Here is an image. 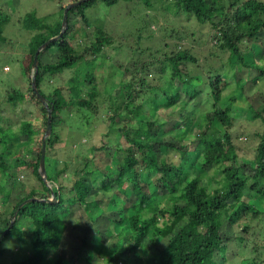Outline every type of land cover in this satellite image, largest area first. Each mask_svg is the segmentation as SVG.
<instances>
[{
	"label": "trees",
	"instance_id": "1",
	"mask_svg": "<svg viewBox=\"0 0 264 264\" xmlns=\"http://www.w3.org/2000/svg\"><path fill=\"white\" fill-rule=\"evenodd\" d=\"M68 1L70 3L75 0ZM99 1L110 6L118 0ZM170 1L176 8L174 13L187 17L191 15L200 26L208 24L212 31L209 35V39L213 41L212 47L234 57L227 64L229 70L209 68L205 77H194L189 73L184 64L196 62L195 51L192 46L185 45L184 41L179 45L177 39H193V31L188 32L187 36L185 33L169 35L174 38L173 43L169 46L167 41L164 42L161 45L162 51L160 48L152 50L150 47L141 49L143 52L149 50L150 53L147 56L141 55L144 58H133V71L143 73L136 81L143 86L144 75L148 74L145 72L151 71L155 76L159 74L157 78L161 79V83L147 85L154 96L146 97L140 104L135 105H132L129 82L119 81V91L124 94L117 92L112 96L109 92L102 91L107 93V109L110 113L107 121L117 119L115 131L119 134L118 141L123 142V145L113 144L110 168L100 166L94 161L93 155L105 148L110 152L111 144L108 146L102 141L99 146L90 145L89 157L85 158L79 169L80 174L71 179L69 185L60 178L66 164L63 163L61 168L50 173L51 161L48 160L44 162V172L49 187L42 182L37 173L41 136H34L36 131L32 123L23 121L16 130L9 129L7 133L2 130V155L14 159L18 167H13L14 170L28 169L33 178V183L29 186L19 183L15 187L14 202L6 209L8 195L11 187H14L13 181L7 180L6 173L10 172L9 168L12 166L2 163L0 165V232L7 226L12 212L16 210L13 222L0 243L8 235L21 242L27 237L31 251L29 256L11 264H64L61 263L60 245L67 226L79 233L74 255L67 264H217L213 255L224 242L219 228L223 223L234 225L257 214L250 199L264 200V89L260 90L255 86L256 81L264 80V0ZM93 2L94 0H86L70 7L63 33L37 53L34 83L50 109V133L45 138L44 157L52 156L51 149L59 141L55 126L61 111L72 107L77 113L79 108L86 106L91 113H96L95 96L102 92L92 91L89 95L90 102L86 104V100L80 96L63 100L64 97L58 94L52 99L50 93L45 94L40 88L45 75L52 77L61 69L72 66L82 57L83 51L87 52L86 65L90 61L93 63L98 55L103 54L101 51L111 45V36L97 27L92 28L90 37L83 34V40L87 41L83 43L82 51H78L67 38L71 30L69 15H78L87 26L89 23L84 9ZM144 2L147 3V0ZM63 7L59 5L57 16L50 21H47V17L52 15L35 17L32 12L22 17L26 25L30 26L32 39L26 51L28 61L21 60L25 75L29 69L32 73L34 50L46 39L58 34ZM5 19V16H0V25ZM170 30L171 28L168 32ZM193 43H198L196 38ZM51 45L56 50L55 60L43 64L39 58L40 53ZM207 54L213 56L211 50H207ZM257 61L262 63L257 64ZM124 68L129 71L126 70L128 67ZM242 68L246 71L253 68L256 74L246 77L247 73L244 71L245 76L244 73L241 76L239 72ZM31 76L26 78L27 91L39 103L42 120L37 124H40L42 134L46 108L30 89ZM75 78L77 79L74 75L73 81L79 94L85 86L81 80L76 81ZM187 88L190 93L186 91ZM159 94L162 95L163 109L183 102L179 105L181 109L178 112L181 123L188 121L191 115L203 113L199 128L193 135L187 134L186 142H177L173 138L165 144V152L178 153L177 162L172 161L166 154L157 159L152 148L156 139L166 135V119L145 115V128L141 125L132 126V119L142 111L141 108L145 109V106L152 110L150 102ZM19 96L17 89L9 95L11 99ZM201 106L202 109H199ZM249 122L253 123L251 131L244 128L232 131L235 125L241 123L245 127ZM210 130L211 136L204 140L201 148L198 147ZM20 134L23 136L20 138V146L8 148L7 136ZM239 136H242L241 139H238ZM249 138L257 140L249 152L251 155H239L233 140L240 144L247 142ZM242 139L241 142L237 141ZM32 149L37 150V158L30 163L27 153L30 154ZM198 154L207 168L192 167V160ZM212 170L217 173L219 185L207 179V174ZM9 175L13 177L15 172ZM244 187L249 190L245 197ZM49 190L56 199L54 202L45 201L50 198ZM106 190L114 193L115 198L111 195L106 201L103 200ZM32 197L41 200L28 201L17 208L24 199ZM70 201L80 206L81 212L78 216L68 214L66 206ZM109 205L112 206L111 210L107 209ZM120 223H126L127 227L122 229L118 225ZM112 228L117 229L114 234L108 232ZM242 229H247V225H243ZM237 234V238L241 239L242 234ZM102 247L107 250L108 255L103 256V262L100 263ZM261 247L264 256V244ZM81 249H84V254L80 253ZM255 259L254 264H264L259 258Z\"/></svg>",
	"mask_w": 264,
	"mask_h": 264
},
{
	"label": "rangeland",
	"instance_id": "2",
	"mask_svg": "<svg viewBox=\"0 0 264 264\" xmlns=\"http://www.w3.org/2000/svg\"><path fill=\"white\" fill-rule=\"evenodd\" d=\"M2 2L3 3H0V16H5L6 19L4 23L0 25V134H2V130L3 133H7L9 129H11V131L16 130L19 124L23 121H28L32 123L33 129L36 131L34 136H42L43 133H40V124H37L39 120H42V112L40 111L39 103L31 98L27 91L26 78H29L32 73L29 69L26 70L27 75H25L22 68V61H28V54H26V51L32 41L30 38V26L26 25L22 17L26 13L32 12L35 17L52 15L47 17V21H50L53 17L57 16L59 5L63 7L67 5L69 1L3 0ZM175 11L176 8H174L170 0H147V3H145L144 0H118L115 4L110 6L104 5L99 0H94L91 5L84 9L85 16L89 23L87 26L83 24L78 15L70 14L69 20L71 22V30L67 38L78 51H82L83 43L87 41V39L83 40V34L90 37L89 34L93 27L101 28L108 33L112 39L111 45L105 47L101 51L103 54L100 56L98 55L93 63L90 61L85 65V62L88 61V57L86 56L87 52L83 51V54L80 53L82 57L77 59L72 66L61 69L58 73L52 75V77H47L45 75L40 84L41 91L45 94L50 93L52 99L58 96V94L64 97L63 100L72 99L74 96L76 98L80 96L84 98L86 104H88L87 102H90L89 95L94 90H96L95 92L97 93L104 90L107 93L109 92L112 96L117 92V94H124V92L119 91V81H126L129 82L132 105L140 104L146 97L154 96L151 90L146 86L160 84L161 79L157 78L159 74L155 76L151 71H147L145 74H148L146 76L144 75V84L141 86L136 80L140 78L143 73L133 71L131 63L134 60L133 58L138 56L143 57L141 55H149V50L145 52L141 51V49L147 47H150L152 50L161 49V45L166 41L170 46L174 40V38L170 37L173 36L172 34L176 33L178 36L185 33L184 35L187 36L190 31L194 32L193 39L187 37V39L181 37L177 39L179 45L183 44L184 41L185 45L192 46L193 51H195L196 62L184 64L185 68L189 70V73L194 77L195 75L198 77H205L206 70L209 68H218L222 69V71L224 69L229 70L227 64L232 62L234 57L229 56L225 52H219L212 47L211 44L213 41L209 39V35L212 31L208 24L204 23L200 26L194 20L193 16L189 15L187 17L181 13H174ZM170 28L171 32H168ZM194 38L197 39V44L193 43ZM207 50H211L213 56H209ZM55 51L53 45L45 48L40 53V61L43 64L53 62L55 60ZM160 51H162V49ZM205 55L206 57H203ZM139 60L141 63V59ZM261 63L262 61H257V64ZM124 67H128L126 70L129 71H125ZM149 68L152 69L151 67ZM242 69L243 70L239 72L241 76H243V73L244 76L246 73L248 74H246V77H252L256 74L253 68L247 69V71L245 68ZM244 71H246V73ZM162 74L166 75V73ZM74 75L77 77V79L75 78L76 81L81 80L85 86L83 92L79 94L76 88L77 86L73 81ZM122 78H125V80H122ZM255 86L263 90L264 80L256 81ZM14 89L20 92V96L11 99L9 95L13 93ZM124 90L123 88L122 91ZM164 90L167 91V88L164 87ZM59 91H61L63 95H61ZM186 91L190 93L189 88H187ZM107 93L102 92V94L95 96L96 113H91V110L84 106L78 110L76 109L77 113L74 112L75 108L70 107L69 110L64 109L59 114L55 126L59 141L54 143L51 149L50 154L52 156L44 157V162H46V160L51 161L49 166L50 173L61 168L63 163H65L66 167L64 172L61 173L60 178L68 185L71 179L80 174V166L83 164L85 158L89 157L88 147L90 145L99 146L102 141H105L108 146L111 144L109 149L110 152L105 148L101 151H96L93 155L94 161L104 168L112 167L110 153L113 144L117 146H120V144L123 145V142L118 141L119 134L115 131L117 119L110 122L107 121V116L110 115L107 109ZM161 96L162 95L159 94L152 98V102H150L152 110H149V108L145 106V109L141 108L142 111L132 119V126L141 125L145 128V115L166 119V125L164 126L167 131L166 135L156 139L152 148L157 159L166 154L172 161L177 162L178 153L173 151H166V153L165 144L173 138H175L177 142H186L188 137L187 134L193 135L197 128H199L203 113L198 112L196 115H191L188 121L181 123V120L178 119V112L183 102L181 101L171 105L169 109H163L161 106ZM199 109H202V106ZM240 125L242 124L235 125L232 131L236 132V130L243 128L248 131L253 129V123L251 122L245 125V127L242 125L240 128ZM245 130L242 131L244 132ZM211 131L212 130L200 141L198 147L201 148L203 146L204 140H207L211 136ZM7 137L9 138L6 142L8 148H17L20 146V138L23 136L20 134ZM241 137L242 136H239L238 139H241ZM237 141L241 142L243 139ZM256 141V139L251 140L249 138L245 143L237 144L235 140H233V143L239 155L247 156L251 155L249 152L252 150ZM2 153V143L0 142V165L2 163L12 166L11 169L9 168L10 172L6 173L7 180H12L14 183V187H11L12 190L8 195L7 204L5 206L6 209H9L16 195L14 192V190L16 191L15 187L19 183L29 186L33 183V178L29 174L28 169L19 171L14 170L13 167H17L14 159L8 156L6 157L4 154L2 155ZM27 154L29 157H26L29 158L30 163L37 158L36 149L30 151L31 155L29 152ZM191 164L194 169L200 167L203 169L207 168L199 154L194 157ZM212 171L207 174L208 178H206L210 182H216L217 185H219V182H217L219 181L216 175L217 173L214 172L217 170L215 169L213 172ZM11 172H15L13 177L9 175ZM248 191L247 188H243L244 197ZM104 194L103 200L105 201L111 195V197L115 198V194H112L109 190H106ZM250 202H252V207L257 209V214L254 215V217L248 216L245 221H240L234 225L223 223L219 228L222 242H224L220 247L221 249L218 248L213 255V259L217 264H254L253 259L256 257L255 260L259 258L262 263H264L263 246L261 247V245L264 244V200L254 198L250 199ZM227 204L228 206L230 205L229 200ZM66 208L68 209L67 212L69 215L78 216L80 214L79 212H81L79 209L80 206L74 205L72 201L69 202ZM107 209L111 210L112 206L109 205ZM118 225L122 229L127 227L126 223H120ZM243 225H247V229H242ZM116 230L117 229L112 228L108 232L114 234ZM237 233H240V235L242 234L241 239L237 238ZM77 234L79 233L67 226L60 245L62 256L61 263L67 264L71 261L75 252V247L78 244ZM114 236L115 235H113V237ZM28 241L27 237H24V240L21 242L14 236H6L0 243V264H11L15 260L24 259L25 256H29L31 251ZM83 250L84 249L80 250L81 254H84ZM106 255H108L107 250L102 247L99 255L101 257L99 258L100 263L103 262L102 258Z\"/></svg>",
	"mask_w": 264,
	"mask_h": 264
},
{
	"label": "water",
	"instance_id": "3",
	"mask_svg": "<svg viewBox=\"0 0 264 264\" xmlns=\"http://www.w3.org/2000/svg\"><path fill=\"white\" fill-rule=\"evenodd\" d=\"M86 0H75L72 1L70 3H68L67 5H65L62 9V14H61V20H60V30L58 32V34H56L55 36H52L48 39H46L44 42H42L33 52L32 54V61H31V69H32V76L30 78V89L32 91V93L34 94V96L37 98V100L44 106V108H46V116H45V127H44V132L40 138V150H39V157H38V167H37V173L39 174L42 182L49 187V185L47 184V180H46V176H45V172H44V142H45V138L49 135L50 133V109L47 108V103L45 102L43 96L37 91L36 87H35V83H34V75L36 72V67H37V53L39 52L40 49L44 48L48 43H50L51 41H54L56 39H58L60 37V35L63 33V31L66 28L67 25V10L70 7H73L79 3H82ZM50 191V190H49ZM32 200H41L40 198H27L24 199L18 206L20 207L21 204L28 202V201H32ZM56 199L54 197V195L52 194V192L50 191V198H47L45 201L46 202H54ZM16 208V209H17ZM15 213L16 210H14L11 214V217L9 219V222L7 224V226L0 232V239L2 238V236L5 234V232L8 230V228L11 226L13 219L15 217Z\"/></svg>",
	"mask_w": 264,
	"mask_h": 264
}]
</instances>
